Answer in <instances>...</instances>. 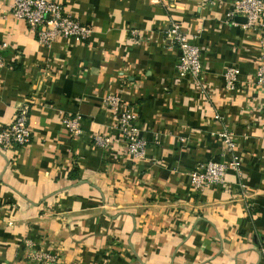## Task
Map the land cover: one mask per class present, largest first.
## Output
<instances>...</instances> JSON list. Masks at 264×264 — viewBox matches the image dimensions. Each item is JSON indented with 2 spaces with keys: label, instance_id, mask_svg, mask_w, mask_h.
<instances>
[{
  "label": "crops",
  "instance_id": "0c3cea01",
  "mask_svg": "<svg viewBox=\"0 0 264 264\" xmlns=\"http://www.w3.org/2000/svg\"><path fill=\"white\" fill-rule=\"evenodd\" d=\"M57 1L92 29L88 39L42 45L0 0V129L26 106L32 133L0 148V264H45L42 253L50 264H264V13L243 27L229 16L234 0ZM172 23L200 49L197 81L177 75L164 40ZM229 65L239 71L230 91ZM125 109L146 140L139 157L116 128ZM74 114L78 136L61 122ZM225 131L240 174L194 188L196 165L230 156Z\"/></svg>",
  "mask_w": 264,
  "mask_h": 264
},
{
  "label": "built area",
  "instance_id": "2783aa9c",
  "mask_svg": "<svg viewBox=\"0 0 264 264\" xmlns=\"http://www.w3.org/2000/svg\"><path fill=\"white\" fill-rule=\"evenodd\" d=\"M10 10L14 17L24 21L28 29L35 33L37 41L42 45H49L57 37L73 38L84 41L90 36L92 29L81 23L76 17L66 12L57 0H12ZM264 13V0H234L229 12L230 17L242 16L246 22L243 27L254 25ZM164 40L170 47L178 51L176 72L179 77L189 76L197 81L201 77L202 62L200 49L197 44L190 41L189 36L181 30L180 26L172 23L164 31ZM262 53L255 70V81L264 89V27L259 40ZM4 46V44H2ZM238 68L229 65L225 68L222 80L226 90H234L238 80ZM116 96L108 95L105 103L116 108ZM214 118H219L216 113ZM28 108L20 106L12 121L0 129V148L7 150L13 146H23L30 142L32 133L28 122ZM82 117L79 114L63 116L61 122L65 130L73 135L82 133ZM116 128L119 138L125 141L128 154L139 157L145 154L146 140L139 134L137 115L132 110H122L116 116ZM223 152L231 154L235 150V141L229 131L223 133ZM94 143L103 149L111 147L112 138L108 135H94ZM238 159L230 155L226 160L210 159L199 163L190 172V182L196 189L224 183L225 173L233 169L240 174ZM264 255V249L262 250ZM45 264L52 262L49 253L39 255Z\"/></svg>",
  "mask_w": 264,
  "mask_h": 264
},
{
  "label": "water",
  "instance_id": "95a60500",
  "mask_svg": "<svg viewBox=\"0 0 264 264\" xmlns=\"http://www.w3.org/2000/svg\"><path fill=\"white\" fill-rule=\"evenodd\" d=\"M240 18H242V20L245 22L246 21V19L244 18V17H240Z\"/></svg>",
  "mask_w": 264,
  "mask_h": 264
}]
</instances>
